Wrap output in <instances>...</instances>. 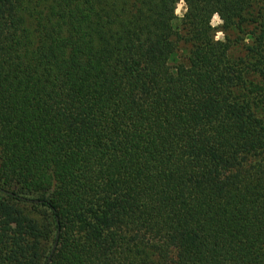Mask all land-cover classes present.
<instances>
[{
    "label": "trees",
    "instance_id": "1",
    "mask_svg": "<svg viewBox=\"0 0 264 264\" xmlns=\"http://www.w3.org/2000/svg\"><path fill=\"white\" fill-rule=\"evenodd\" d=\"M0 203V264H264V0H0Z\"/></svg>",
    "mask_w": 264,
    "mask_h": 264
},
{
    "label": "rangeland",
    "instance_id": "2",
    "mask_svg": "<svg viewBox=\"0 0 264 264\" xmlns=\"http://www.w3.org/2000/svg\"><path fill=\"white\" fill-rule=\"evenodd\" d=\"M185 5L183 2H178L175 5L170 6L169 10L165 13V17L168 20H171L173 26L180 28V21L183 17V14L185 13ZM204 16H208L210 19V24L212 27V34L214 35L216 40H223L224 39V33L221 30V21L219 20V17L216 12V8L212 7L209 12L203 14ZM233 36V33H231ZM240 53L239 49H235L233 54ZM184 55L183 51H179L178 56ZM175 58L176 56H173L171 58V64H175ZM26 217H34L35 213L31 210V208H26L24 211ZM4 214H5V205L3 203H0V228L4 225L8 226L9 232L11 234L16 233L21 224L22 221H12V222H5L4 221Z\"/></svg>",
    "mask_w": 264,
    "mask_h": 264
}]
</instances>
